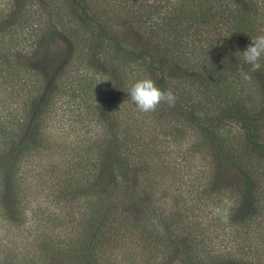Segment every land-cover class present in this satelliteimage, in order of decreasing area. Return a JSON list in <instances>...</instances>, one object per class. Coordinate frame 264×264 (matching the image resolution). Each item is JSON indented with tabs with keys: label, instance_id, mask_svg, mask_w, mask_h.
Here are the masks:
<instances>
[{
	"label": "trees",
	"instance_id": "1",
	"mask_svg": "<svg viewBox=\"0 0 264 264\" xmlns=\"http://www.w3.org/2000/svg\"><path fill=\"white\" fill-rule=\"evenodd\" d=\"M137 1L0 0V264H264V0Z\"/></svg>",
	"mask_w": 264,
	"mask_h": 264
},
{
	"label": "clouds",
	"instance_id": "2",
	"mask_svg": "<svg viewBox=\"0 0 264 264\" xmlns=\"http://www.w3.org/2000/svg\"><path fill=\"white\" fill-rule=\"evenodd\" d=\"M240 53V52H239ZM242 54L245 64L250 65L252 72L258 71L261 67L259 61L264 56V35H259L252 38V42L247 48L240 53ZM243 79H250L248 72H245L241 66L239 69ZM128 97L137 108L144 113L153 112L161 103H167L170 107L175 106L176 96L171 89H161L151 78L137 80L128 90ZM224 204L230 205V202L225 200ZM214 213H220V208H215ZM228 209H224V219H227Z\"/></svg>",
	"mask_w": 264,
	"mask_h": 264
},
{
	"label": "rangeland",
	"instance_id": "3",
	"mask_svg": "<svg viewBox=\"0 0 264 264\" xmlns=\"http://www.w3.org/2000/svg\"><path fill=\"white\" fill-rule=\"evenodd\" d=\"M86 4H89L91 6V9L93 11L99 10L101 8H105L108 7L110 8V10H112L111 8H113L114 10H112L110 13L111 16H118L121 18L119 19H113L111 21V24H118L121 22L124 24V21L127 22H137L139 24V26H141L142 28H149L150 27V21L148 19H141L136 13H137V0H124L119 2L118 0H91V2L89 0H83ZM140 1V0H139ZM148 0H144L145 3H147ZM152 1V0H151ZM138 2V1H137ZM92 4V5H91ZM94 13V12H93ZM119 22V23H118ZM118 28V26H117ZM136 111H139L138 109ZM78 126L77 122H73L70 123L69 120V116L65 119L64 123H63V127L67 129V127L69 129H72L71 126ZM77 128H82L81 126H78Z\"/></svg>",
	"mask_w": 264,
	"mask_h": 264
}]
</instances>
